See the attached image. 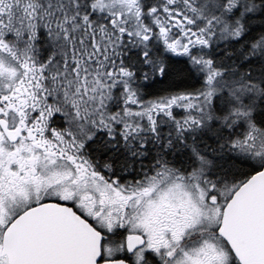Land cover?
<instances>
[{
  "label": "snow or ice",
  "instance_id": "snow-or-ice-1",
  "mask_svg": "<svg viewBox=\"0 0 264 264\" xmlns=\"http://www.w3.org/2000/svg\"><path fill=\"white\" fill-rule=\"evenodd\" d=\"M0 264H264V0H0Z\"/></svg>",
  "mask_w": 264,
  "mask_h": 264
}]
</instances>
